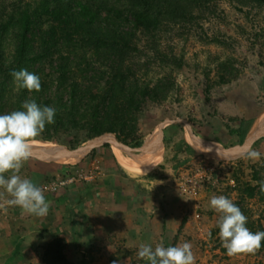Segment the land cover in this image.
<instances>
[{
	"label": "rangeland",
	"instance_id": "1",
	"mask_svg": "<svg viewBox=\"0 0 264 264\" xmlns=\"http://www.w3.org/2000/svg\"><path fill=\"white\" fill-rule=\"evenodd\" d=\"M168 1L172 2L169 8ZM168 1L160 4L164 13L153 12L157 18L161 17L156 30L154 27L146 31L133 30L132 45L137 50L128 60L141 81L150 88L167 91L165 100H148L138 122L143 143L148 135L159 137L163 157L146 175L133 177L128 174L129 178L145 182L155 180L161 182V189H167L164 201L169 217L166 216L163 229H160L162 243L158 245L167 247L189 242L194 264H264V242L251 254H226L218 235L221 214L209 203L213 196L229 198L246 216V227L250 231H264V192L260 191L258 183L264 180V133L246 153L231 160H217L203 152L189 155L184 148L181 152L176 150L181 141L187 142L186 133L190 130L220 151H233L242 147L256 127L264 125V3L251 1L244 5L237 0H213L190 5L189 0ZM27 2L33 7L38 3L37 0H17V4ZM89 2L101 6L99 0ZM169 9L184 11L186 15L182 14L176 22L171 18L166 20L164 17ZM128 30V26L121 28V32ZM76 47L79 49L78 44ZM82 53H87V59L93 63L99 51L93 46L90 50L83 47L71 58L78 62ZM47 72L52 73L51 70ZM243 120L252 124L241 142L238 131ZM159 127H162L161 135ZM60 138V141L48 143L68 150L85 149L98 143L87 140L72 149L71 145L77 139L83 140V136L72 133L62 134ZM42 141L35 139L33 142L47 143ZM99 149L112 151L110 144L105 142L89 152L90 160L100 158ZM252 152L258 155L250 156ZM129 153L138 155L140 151ZM78 161L30 157L23 162L19 175L37 182L43 179L46 171L58 168L61 175L48 177L45 181L50 183L65 177L63 174L68 172V167ZM79 174L81 172L76 175ZM153 187L158 189V186ZM10 199L11 196L0 188V215L13 218L8 216L6 225L9 239L18 234L22 226L14 221L13 215H27L20 207L10 205ZM49 242L23 253V257L29 258L27 264H37ZM123 261L130 264L132 260ZM139 261L135 260L137 264ZM142 262L140 264H145Z\"/></svg>",
	"mask_w": 264,
	"mask_h": 264
},
{
	"label": "trees",
	"instance_id": "2",
	"mask_svg": "<svg viewBox=\"0 0 264 264\" xmlns=\"http://www.w3.org/2000/svg\"><path fill=\"white\" fill-rule=\"evenodd\" d=\"M99 1L101 6L89 0H37L33 7L28 2L17 4V0H0V115L22 110L21 105L26 100L55 108V123L46 125L35 138L41 142L60 141L62 134H79L83 140L77 139L71 145L75 149L87 140L111 134L119 142L139 148L143 144L138 129L143 108L148 100H165L167 96V91L150 88L141 81L128 60L137 50L132 45L133 30L146 31L153 27L156 30L161 20L157 14L164 13L160 4L168 0ZM237 1L244 5L251 1L264 3V0ZM198 2L207 4L213 0L188 1L190 5ZM167 5L169 8L172 2L168 1ZM181 12L169 9L164 18L176 22L182 14L185 17L186 13ZM127 26L130 31L121 32V28ZM77 44L79 49L90 50L93 46L99 51L94 57L96 60L92 63L87 53H82L78 62L74 61L71 57L77 55ZM56 55L60 57L56 59ZM20 69L40 77L39 92L17 87L11 72ZM251 124L241 121L238 131L241 142ZM183 148L189 155L196 152L185 141H181L176 150L181 152ZM66 246L63 238L49 242L41 255L43 264H74L65 254ZM119 247L123 257L128 256L131 264H137L136 250L126 248L122 252ZM118 251L110 256L108 264L121 259Z\"/></svg>",
	"mask_w": 264,
	"mask_h": 264
},
{
	"label": "crops",
	"instance_id": "3",
	"mask_svg": "<svg viewBox=\"0 0 264 264\" xmlns=\"http://www.w3.org/2000/svg\"><path fill=\"white\" fill-rule=\"evenodd\" d=\"M98 151L102 154L100 158L90 160L88 153L63 174V179L69 181L81 172L80 180L69 181L54 192H45L49 206L46 216L13 215L14 221L22 226L11 239L6 225L8 216L13 219L12 215H0V264H27L29 258L23 257V253L56 238L65 240V254L74 264H107L110 256L118 251V245L122 252L126 248H136L138 252L142 244L154 249L162 243L160 229L166 216L169 217L165 211L166 187L161 189V182L155 180L129 178L113 150ZM55 175H61L58 168L46 171L43 179L33 183L45 186L49 184L45 180ZM9 240L12 241L8 243ZM122 254L114 264L132 260ZM134 258L139 259L136 254ZM39 259L36 263L43 264ZM139 260L138 264L143 261Z\"/></svg>",
	"mask_w": 264,
	"mask_h": 264
},
{
	"label": "clouds",
	"instance_id": "4",
	"mask_svg": "<svg viewBox=\"0 0 264 264\" xmlns=\"http://www.w3.org/2000/svg\"><path fill=\"white\" fill-rule=\"evenodd\" d=\"M14 83L20 89L39 92L40 77L27 69L11 72ZM22 110L0 115V188L11 199L10 205L18 206L23 212L36 217L48 214V203L42 189L30 179L19 175L23 162L32 156V144L45 129L55 123L56 110L50 106H40L35 100H26ZM252 152L250 156H257ZM264 192V180L258 181ZM210 206L221 214L219 237L228 256L251 254L262 247L264 231L252 232L246 227L247 218L240 208L229 198L213 196ZM137 256L145 264H194L191 244L185 242L177 246L141 245Z\"/></svg>",
	"mask_w": 264,
	"mask_h": 264
},
{
	"label": "bare ground",
	"instance_id": "5",
	"mask_svg": "<svg viewBox=\"0 0 264 264\" xmlns=\"http://www.w3.org/2000/svg\"><path fill=\"white\" fill-rule=\"evenodd\" d=\"M190 129V128H189ZM159 134L161 135L162 127L158 128ZM188 130V127H187ZM106 137V138H104ZM96 138L94 140H97L98 143H92L89 147L84 149V152H89L90 149L93 147H99L103 143H109L111 145V148L113 152L115 153L116 157L118 158V162L120 166L123 168V170L135 177L139 175H146L149 173L160 161L163 150L160 145V139L159 137H154L153 135H148L145 139V142L142 144L141 147L135 148L134 150L130 151L132 153H136L140 151V153L137 154H130L129 150L125 147H122L117 141L116 137L111 134H106L105 136ZM104 138V139H102ZM186 140L188 144L190 143L192 146L196 147L200 151H209V152H216L220 151L219 147H216L213 143L210 141L197 137L193 133L190 132V130L186 133ZM209 142V143H208ZM189 144V145H190ZM66 148L59 147V146H53L49 143H35L32 144V153L37 152V155L39 158L41 157H51L54 156L52 153H60L65 151ZM128 151V152H127ZM223 153V150H221ZM228 151V149L224 150ZM127 152V153H126ZM197 152V151H196ZM126 153V154H125ZM35 154V153H34ZM125 154V155H124ZM83 157V156H81ZM81 157L77 158H63V157H57L59 159H71V160H78Z\"/></svg>",
	"mask_w": 264,
	"mask_h": 264
},
{
	"label": "water",
	"instance_id": "6",
	"mask_svg": "<svg viewBox=\"0 0 264 264\" xmlns=\"http://www.w3.org/2000/svg\"><path fill=\"white\" fill-rule=\"evenodd\" d=\"M264 133V125L263 126H260V127H256L253 132L246 138L244 144L242 145L241 148L239 149H235L233 151L231 150H228V151H216V152H209V151H200L198 150L196 147L192 146L190 143V146L192 148H194L197 152H203V153H206L210 156H213L215 159L217 160H231V159H235L237 158L238 156H241V154H244L246 153L252 146L253 144L255 143V141L259 138V136ZM116 141L122 146V147H125L127 148L129 151H132L134 150L135 148H131L129 147L128 145H125L121 142H119L117 139ZM87 148V147H85ZM95 147H93L92 149L89 150L92 151ZM89 152H84V149L81 148V149H77V150H68V149H65V151L63 152H60V153H52V155L54 156L53 158H56L57 157H63V158H77V157H81V156H85L87 155ZM35 153V154H34ZM32 153V156L31 157H35V158H39L38 155H37V152H34Z\"/></svg>",
	"mask_w": 264,
	"mask_h": 264
},
{
	"label": "built area",
	"instance_id": "7",
	"mask_svg": "<svg viewBox=\"0 0 264 264\" xmlns=\"http://www.w3.org/2000/svg\"><path fill=\"white\" fill-rule=\"evenodd\" d=\"M82 178V174L76 175L74 178L69 179L70 182H74L76 180H80ZM69 181L65 180V179H57L56 181H52L49 184H46L44 186V190L48 191V192H54L56 191L59 187L65 186L67 183H69Z\"/></svg>",
	"mask_w": 264,
	"mask_h": 264
}]
</instances>
